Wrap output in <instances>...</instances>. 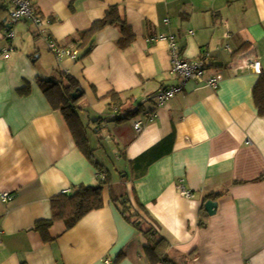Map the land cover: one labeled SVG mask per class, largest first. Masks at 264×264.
<instances>
[{"label": "crops", "instance_id": "crops-1", "mask_svg": "<svg viewBox=\"0 0 264 264\" xmlns=\"http://www.w3.org/2000/svg\"><path fill=\"white\" fill-rule=\"evenodd\" d=\"M115 5L134 41L121 48L120 25L108 24L87 53L90 43L79 46L80 32ZM10 6L0 0V21ZM33 6L42 24H15L7 57L10 41L0 27V264H152L145 251L151 228L169 240L170 253L195 251L193 264H264V116L253 96L264 70V0H33ZM168 36L183 58L210 52L205 77L221 75L217 88L188 80L158 106L157 92L182 81L172 72ZM49 39L76 56L58 58ZM255 61L258 70L250 65ZM58 69L79 82L71 104L111 182L102 208L71 229L55 222L53 240L45 242L34 226L52 217V199L100 181L44 91L60 78ZM110 92L119 94L120 107L106 97ZM133 109L141 111L122 119ZM153 110L157 117L135 132L133 123ZM109 152L120 166L112 169ZM208 200L218 203L212 215L201 209ZM121 201L131 207L125 214Z\"/></svg>", "mask_w": 264, "mask_h": 264}, {"label": "trees", "instance_id": "trees-1", "mask_svg": "<svg viewBox=\"0 0 264 264\" xmlns=\"http://www.w3.org/2000/svg\"><path fill=\"white\" fill-rule=\"evenodd\" d=\"M6 20L7 18L0 21V27H4L5 29L7 26ZM108 24L120 25L122 38L119 45L121 48H127L132 44L135 39L134 31L132 27L122 19L118 6L115 5L107 10L106 15L102 19L96 20L90 28L80 32V39L77 40L80 43L79 46L90 43V47L87 50L88 53L93 47V38L95 34ZM71 51L75 52L73 50ZM58 71L60 80H49V83L43 85L44 91L52 104L63 111L81 151L97 166L100 173V181L96 185H78L71 193L66 191L52 199V217L38 220L34 226V229L40 232L45 242L53 240L50 235V229L55 222L62 221L67 229H71L88 213L102 208L104 206V187L111 182L109 171L105 170L104 167L94 159V149L90 144L86 129L82 126L77 112L71 104V101L74 99L73 93H81L79 82L66 71L59 69ZM65 81L68 83L65 84ZM253 96L258 114L264 116V70L261 72L254 86ZM106 97L111 98V104L113 106L120 107L122 105V99L116 92H110ZM140 111L141 109L130 110L126 113V117L122 116V119L134 118ZM263 177L264 176L260 177V179ZM121 202L124 207L123 213L125 214L131 207L127 202ZM201 209L205 214V205H203ZM136 215L137 214L132 213L131 216L135 217ZM129 217L130 216H128V219ZM146 234L148 236V243L145 246V251L152 264H193V259L196 256L195 251L188 254H172L168 250L170 242L164 235L154 228L149 229Z\"/></svg>", "mask_w": 264, "mask_h": 264}, {"label": "built area", "instance_id": "built-area-1", "mask_svg": "<svg viewBox=\"0 0 264 264\" xmlns=\"http://www.w3.org/2000/svg\"><path fill=\"white\" fill-rule=\"evenodd\" d=\"M10 4L11 6L9 8L8 17L6 20L7 26L5 27V37L8 41H10V46L4 51V55L6 57L8 56V52L15 48L13 44V40L15 39V31L13 26L15 24L25 20H31L37 25H41L43 22L41 15L34 9L33 0H10ZM165 21L168 22L169 19H166ZM167 38L172 54V72L180 75L182 81L177 86L160 89L157 92L155 98L157 99L158 106L164 105L169 99H171L178 91L183 88V85L188 80H195L199 83L205 82L214 88L218 87L219 82L222 79L221 75L208 79L205 77L208 70L207 64L211 55L209 51L204 50V52H202L196 59H186L181 57L180 53L178 52V46L175 38L173 36H168ZM49 47L51 51H53L58 56V58L62 57L63 55L76 56L75 52H72L69 48H63L59 46L51 39H49ZM250 65L257 70L260 69L261 66L259 61L251 62ZM155 117H157L156 110L144 112L143 116L133 123L134 131L140 133L144 128L145 121L153 120ZM178 188L183 195L193 197V192L188 190L183 184H180ZM3 198L4 200H7L11 198V196L8 193H4ZM2 235L3 230L0 227V243L2 242Z\"/></svg>", "mask_w": 264, "mask_h": 264}, {"label": "water", "instance_id": "water-1", "mask_svg": "<svg viewBox=\"0 0 264 264\" xmlns=\"http://www.w3.org/2000/svg\"><path fill=\"white\" fill-rule=\"evenodd\" d=\"M207 211L210 215L216 213V209L218 207V203L213 200H208L205 204Z\"/></svg>", "mask_w": 264, "mask_h": 264}, {"label": "rangeland", "instance_id": "rangeland-1", "mask_svg": "<svg viewBox=\"0 0 264 264\" xmlns=\"http://www.w3.org/2000/svg\"><path fill=\"white\" fill-rule=\"evenodd\" d=\"M104 133H106V132H104ZM104 136H105V135H102V137H104ZM96 138H97V137H96ZM98 141L101 142V138H98ZM103 142H105L104 139H103ZM103 142H101V143H103ZM109 155H110V157H111V158H110V159H111V160H110V162H111V165H110V166L112 167V169H114V165H115V164H116L117 166H120V163L117 162V161H116L115 164H114V161H115L114 159H115V157L113 156L112 152H109ZM113 158H114V159H113ZM116 165H115V166H116ZM113 172L115 173L114 170H113ZM119 203H120V202H119Z\"/></svg>", "mask_w": 264, "mask_h": 264}]
</instances>
